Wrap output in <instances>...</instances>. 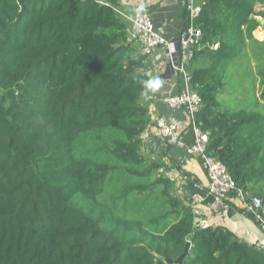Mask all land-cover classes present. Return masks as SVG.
<instances>
[{"label":"trees","instance_id":"trees-1","mask_svg":"<svg viewBox=\"0 0 264 264\" xmlns=\"http://www.w3.org/2000/svg\"><path fill=\"white\" fill-rule=\"evenodd\" d=\"M202 1L189 83L206 154L264 201V0ZM119 2L0 0V264H176L186 243L180 264H264L231 229L195 225L140 152L150 77ZM247 50L251 91L234 96Z\"/></svg>","mask_w":264,"mask_h":264},{"label":"crops","instance_id":"crops-1","mask_svg":"<svg viewBox=\"0 0 264 264\" xmlns=\"http://www.w3.org/2000/svg\"><path fill=\"white\" fill-rule=\"evenodd\" d=\"M202 3V0H187L186 8H184L178 5V0H120L115 10L119 11L117 13L120 19L126 23L127 42L136 53L142 54L140 44L131 37L130 23L122 14L131 15L137 7L146 6L151 12L153 22L164 27L166 37L176 40L183 30L190 24H194L189 17V9L201 6ZM256 19L259 25L253 35L260 40L261 24L264 23V19L259 16ZM146 57L150 80L159 79L160 86L155 89L149 88L148 96L143 101L149 120L140 134V152L146 158L156 160L162 165L163 173L161 174L173 180V193L192 207L195 225L199 220L204 219L208 226L227 227L251 247L264 252V234L256 221L243 211L240 197L233 192L227 199L224 210L211 209L209 207L211 196L207 191L208 180L203 157L188 153L184 147L170 139L159 137L155 126L156 119L162 114L172 115L179 121L178 139L186 144L193 142L194 135L189 127L186 111L182 108H169L164 102L168 94L178 92L185 87L186 79L184 74L179 73L165 59L163 47L154 49L150 54H146ZM188 71H191L190 67ZM225 94V92L222 93V95ZM196 195L202 197L203 201L196 202L194 199Z\"/></svg>","mask_w":264,"mask_h":264},{"label":"built area","instance_id":"built-area-1","mask_svg":"<svg viewBox=\"0 0 264 264\" xmlns=\"http://www.w3.org/2000/svg\"><path fill=\"white\" fill-rule=\"evenodd\" d=\"M201 6L191 7L189 17L194 21ZM119 13V11L116 9ZM122 14V13H121ZM130 23L131 37L140 44V52L144 55L150 54L158 47L164 48L165 59L179 73L184 74L186 79L185 87L175 93L168 94L164 98L169 108H182L186 111L189 127L192 129L194 139L190 144L178 139L179 121L172 115L162 114L156 119V129L160 138L170 139L177 145L184 147L190 154H199L203 157L207 175V191L211 196L209 207L214 211L224 210L227 206V199L235 192L242 201L244 211L259 225L264 234V201L258 195L245 196L241 190L234 185L233 179L224 166L216 158L206 154L208 133L201 129L196 115L202 107V99L199 93L190 87L189 63L195 50L202 48V32L194 24L183 30L176 40L166 37L164 27L156 25L151 16L150 10L141 5L131 15L122 14ZM218 43L212 47L217 48ZM196 202L203 201L202 197L194 196ZM198 227L208 226L207 221L201 219L196 223Z\"/></svg>","mask_w":264,"mask_h":264},{"label":"rangeland","instance_id":"rangeland-1","mask_svg":"<svg viewBox=\"0 0 264 264\" xmlns=\"http://www.w3.org/2000/svg\"><path fill=\"white\" fill-rule=\"evenodd\" d=\"M260 41L264 40V23L261 24V33H260ZM246 57L244 56L243 58H240L237 63H236V68L233 69L235 70V79L233 80L234 82L228 83L227 88L225 89V92L228 91H236L237 93L234 94V96H238V94H243V93H248L251 91V81L248 75H246V71H250L251 73L254 72L255 64L250 58V52L247 50L245 53ZM232 70V68H231ZM232 71V73H233ZM255 92L258 90L257 84L254 86ZM232 99V98H231ZM230 101H233V99ZM163 170L161 169L160 173ZM163 173V172H162ZM250 194V193H249Z\"/></svg>","mask_w":264,"mask_h":264},{"label":"water","instance_id":"water-1","mask_svg":"<svg viewBox=\"0 0 264 264\" xmlns=\"http://www.w3.org/2000/svg\"><path fill=\"white\" fill-rule=\"evenodd\" d=\"M178 5H180V6L184 7V8H186L187 0H178ZM188 21H190V20H188ZM187 250H188V243H186V245H185V247H184V251H183V253L179 256V258H177V259L174 261V263H176V264H180V262H181V258L184 257V255L186 254Z\"/></svg>","mask_w":264,"mask_h":264},{"label":"clouds","instance_id":"clouds-1","mask_svg":"<svg viewBox=\"0 0 264 264\" xmlns=\"http://www.w3.org/2000/svg\"><path fill=\"white\" fill-rule=\"evenodd\" d=\"M145 84H146V87L155 89V88H158L160 86V81H159V79L154 78L153 80L146 81Z\"/></svg>","mask_w":264,"mask_h":264}]
</instances>
